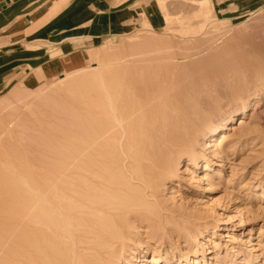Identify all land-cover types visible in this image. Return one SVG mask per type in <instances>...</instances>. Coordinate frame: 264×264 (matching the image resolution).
<instances>
[{"label": "rangeland", "instance_id": "rangeland-1", "mask_svg": "<svg viewBox=\"0 0 264 264\" xmlns=\"http://www.w3.org/2000/svg\"><path fill=\"white\" fill-rule=\"evenodd\" d=\"M130 11L131 19L123 21ZM101 12L96 10L98 16L85 26L95 24L93 47L82 55L62 56L59 71L52 67L35 79L39 64L32 62V77H0L4 182L10 176L19 189H74L73 155L61 157L58 152L74 144L76 96L90 91L91 80L103 76L112 61L144 69L137 85L141 91L168 87L165 102H174L176 96L188 101L199 88L215 95L214 78L229 68L242 62L264 65V0H114L112 9ZM77 32L64 37L81 36ZM56 42L27 45L32 55L47 54L43 59H50L62 55ZM222 103L227 116H212L215 131L203 130L193 151L180 153L164 185L154 190L155 197L146 204L150 220L128 221L119 264H264V89L250 98L245 110L230 99ZM150 105L153 109L156 104ZM56 164L64 166L58 168L60 174ZM57 174H62L59 179ZM10 198L8 192L4 208ZM16 224L13 235L5 231L0 237V264H23L17 238L23 227ZM74 237L77 247L69 264H79L77 256L85 261L91 253L84 236ZM38 252L33 253L35 264H43L47 257Z\"/></svg>", "mask_w": 264, "mask_h": 264}, {"label": "bare ground", "instance_id": "bare-ground-1", "mask_svg": "<svg viewBox=\"0 0 264 264\" xmlns=\"http://www.w3.org/2000/svg\"><path fill=\"white\" fill-rule=\"evenodd\" d=\"M159 5V10L164 11V4ZM252 63L233 65L227 74L215 77V95L199 88L188 101L174 96V102H165L170 97L165 95L168 87L154 85L141 91L137 85L144 69L137 71L126 61H112L103 76L91 80L90 91L76 96L74 144L71 150L67 145L62 146L66 150L61 147L58 152L61 157L73 155L74 189H19L12 177L8 182L0 177V237L5 231L11 233L16 222L21 223L23 230L17 233L21 249L13 254L18 253L23 264H35L33 253L38 251L47 257L46 262L41 261L43 264H69L77 247L74 235L80 233L92 246L85 261L77 256L79 264H119L128 221L150 220L146 204L155 197L154 190L166 182L179 154L192 152L203 130L215 131L217 120L213 115L220 119L227 116L222 113V100L230 99L236 108L245 110L250 98L263 91V62ZM152 102L156 104L153 109ZM64 157L66 164L69 156ZM64 166L56 164L54 168L58 172ZM59 174L57 179L62 175ZM8 192L11 198L4 208L2 200Z\"/></svg>", "mask_w": 264, "mask_h": 264}, {"label": "crops", "instance_id": "crops-1", "mask_svg": "<svg viewBox=\"0 0 264 264\" xmlns=\"http://www.w3.org/2000/svg\"><path fill=\"white\" fill-rule=\"evenodd\" d=\"M113 3L114 0H0V56H4L0 63L1 79L12 80L24 73L31 76L32 62L39 64L34 68L35 79L45 76L46 70L52 67L59 71L62 56L82 55L93 47L95 36L91 33H95V24L85 26L98 16L96 10L108 12ZM131 15L130 11L123 21L130 20ZM72 32L81 36L64 37ZM51 39L57 40L53 45L61 48L62 55L43 59L47 54L32 55L28 49L33 42Z\"/></svg>", "mask_w": 264, "mask_h": 264}]
</instances>
